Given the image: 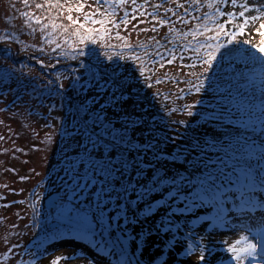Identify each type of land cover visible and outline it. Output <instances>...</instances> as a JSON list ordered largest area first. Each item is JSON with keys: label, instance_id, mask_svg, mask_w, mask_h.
<instances>
[{"label": "rangeland", "instance_id": "1", "mask_svg": "<svg viewBox=\"0 0 264 264\" xmlns=\"http://www.w3.org/2000/svg\"><path fill=\"white\" fill-rule=\"evenodd\" d=\"M158 1L149 0L150 5H156ZM138 3L142 4L143 0H138ZM171 4L177 5L173 0ZM242 4L243 0H237V4L229 8L236 19L227 18L231 30H237V25L244 22V18L238 15L243 11ZM249 4L264 5V0H249ZM89 5L92 6L80 10L75 16L94 14L96 18L98 13L91 0L86 2V7ZM166 5L168 0L163 6ZM136 8L137 5L131 3L119 4L121 13H127L129 19L133 15L136 18L127 25L121 24L118 30L110 31L111 38L115 37L114 33L117 34L115 31H119L124 44L151 46L152 37H162L170 27H193L192 17L197 12L186 4L184 8L188 12L185 17L184 8L181 16L171 11L175 24H160L158 21L152 22L149 15H142L151 13L152 7L145 6L134 12ZM161 10V7L157 9ZM261 12H264V8L250 7L246 13V16L260 17L250 21L243 31L251 45L264 46V28L261 27L264 16H260ZM22 15L10 0H0L1 28L15 31L21 38L23 49L42 48L43 52L39 53L41 64L49 67L63 56L73 54L72 48L77 45L75 41L62 35L45 39L47 33L44 28L38 23L35 26L26 25ZM178 17H183V20ZM140 20L145 23H140ZM153 24L157 28L155 32L139 31L151 29ZM133 25L138 27L134 28ZM100 41H96L98 46H101ZM55 47L58 50L56 54L53 51ZM255 49L252 48V51ZM144 52L150 51L147 49ZM187 54L189 58L180 53L173 64H166V68L159 73L160 76L170 77L167 79L169 83L175 82L169 85L170 88H181L178 95L174 93L167 97L178 107L171 120L156 114L152 105L156 96L162 93L163 86H149L133 68L126 66L128 63H124L125 67L121 69L110 62L100 61L95 70L83 66L78 72L71 66L63 69L55 80L54 76L39 67L22 68L11 64L6 57L0 59V135L5 137L0 140V264H96L82 248L77 249V245L83 247V237L48 243V225L53 221L59 225L80 224L85 219L82 217L85 211L93 208L94 205L89 207L93 202L99 203L108 215L110 208L105 201L121 198L115 186L127 179L143 181L144 172L150 174L146 163H142L139 169L124 163L119 157L121 151L104 136L107 133L124 131L128 133L126 142L132 138L131 144L136 142L147 149L166 145L169 152L176 151L175 146H178L177 142L168 144V140L173 139L180 142V149L190 151L189 147L184 146L190 141L189 138L183 140L180 134L187 123L195 130L214 133L226 131L231 134L227 136L229 139L226 137L223 142L210 145V149L215 151L213 158H223L228 163L223 177L235 175L236 181L241 180L239 169L243 163L248 168V162L252 159L244 160V157L250 156V153L256 156L253 160L256 165L258 162L264 164V100L246 98L241 91L236 95L230 94L217 83L214 70L206 75L212 77L210 81L201 78L197 81L200 83L192 81L196 84L188 85L184 82V65L192 72L200 69V64L193 62L189 66L194 60L190 51ZM181 55L183 59L179 58ZM126 80L135 86L131 99L125 98L129 93L122 87ZM187 87L192 90L188 95L190 102L184 103L187 111L183 112V103L177 98ZM85 119L93 122L87 124ZM98 130L101 134L97 133ZM251 130H254V137L250 134ZM132 151L135 157L143 154L141 147ZM186 156L187 161L173 160L163 155L160 163L164 168L176 166L180 170L179 176H182L181 172L187 168L197 169L193 154L187 152ZM113 158L118 161L116 165L111 164ZM237 174L239 177H236ZM253 188L255 193H261V197H264V187L259 189L255 185ZM56 191H62L57 205L48 208L45 200ZM5 204L7 207L2 206ZM195 206V202H189L195 216L193 223L198 225L195 226L198 231L181 245L164 247L160 234L152 233L150 225L139 224L135 231V248H130L122 240L104 238L99 239V247L103 249L102 245L107 246L105 250L112 254L115 264H175L177 260L184 264H264L260 255L234 260V253L230 250L233 245L243 248L248 242H256L258 238L255 232L261 221H255L259 218L249 225L238 219H229L226 224L219 223L214 216L204 222L203 218L197 216ZM59 225L50 227L54 229V234L61 231ZM250 227L254 231L249 230ZM127 228L132 231L133 223L128 224ZM118 233L122 234V230H118ZM88 236L92 238V235ZM244 236L248 237V241L242 240ZM237 241L241 243L237 244ZM189 248L193 249L190 253ZM202 252L205 261H199Z\"/></svg>", "mask_w": 264, "mask_h": 264}, {"label": "trees", "instance_id": "2", "mask_svg": "<svg viewBox=\"0 0 264 264\" xmlns=\"http://www.w3.org/2000/svg\"><path fill=\"white\" fill-rule=\"evenodd\" d=\"M164 1L165 0L158 1V4H160L162 8L161 11L155 9L158 18L162 17L163 19L165 18L172 21L171 11L177 12L181 16V10L186 4L192 7V11H194V9L197 11L192 17L193 27H191L192 30L198 33L195 40H193L191 35H179V32L189 31L190 28L186 27H175L178 29V32L168 31L162 37L157 38V40H159L161 44H165L167 48L176 47L177 57L180 53H184V56L189 58V54L187 53L190 51L194 61L190 62L189 66H191L193 62L200 64V69H194L192 72H190V68L188 69V67L184 65L185 83H189L188 85L193 86L196 83H192V81L197 82L201 80V78L210 81L212 77L209 78L206 77V75L212 74V70H214V78H216L217 83L225 91L235 95L239 94V91H241L246 98L251 97L264 100V81L261 80L260 76L257 75L255 80L250 83L246 78L240 75L252 68L261 70V66L258 62L253 63L250 61L246 64L239 59H220V54L229 49L243 50L246 57L252 54L258 57H264V52H260L257 49L252 51L249 44L241 42L248 41L243 33L238 34L235 41L229 43V41L233 39L231 33L237 31L230 29V21L227 19L230 18L236 21L235 16H228L226 14L229 12L230 7L235 6L231 3V0H227L226 3L221 2V0H202L199 4H191L188 0L185 4L175 0L177 5L171 4L172 0H168V5L163 6L165 5ZM10 2L16 9L22 12L26 25L35 26L38 23L44 28L47 33L45 39L55 35H62L75 41L77 45L72 48L73 54L71 56H63L59 62H54L48 67L46 64H41V60L39 59V53L43 52L42 48L36 50L33 48L30 50L29 48L23 49L20 36H18L15 31L4 27L1 28L0 26V59L6 57V60L11 64L22 68L26 66L39 67L45 73H50L51 76H54L55 80L58 79L57 77H60V73H63V69H69L71 66L78 72V69L83 66L95 70L100 61L110 62L116 68L122 67L121 69L125 67L123 66L124 63H128L126 66L133 68L139 74L140 79L148 83L149 86L158 84L163 86L162 93L156 96L155 102L152 104L153 109L160 117H164L167 120L173 118L172 115L176 112L178 107L167 97H171L174 93L178 95L181 88L176 87L175 90L170 88L169 85L175 84V82L172 81V83H169L167 79H170V77H164L162 74L160 76L159 74L160 70L166 67L161 68L158 63H151L153 59H160L159 57H155V51L157 50L155 42L152 41L151 46L147 45L146 48L135 46L125 47L123 43L124 38L120 34L117 36V34L114 33L115 37L111 38L109 35L105 36L102 33L88 31V29L104 28H106L108 32L114 31L115 28L118 30L120 25L123 24L120 23L121 18L125 17L126 14L119 11V3L109 6L108 4H104L103 0H91L98 13L96 18L94 16V19L96 21H105L104 24H99L86 21V16H75L80 10L92 6L89 5L86 7L87 0H60L59 4H56L55 0H52L51 3L49 0H29V4L27 5L24 4L23 0H10ZM38 4L43 5V7H37ZM181 5H183V7H181ZM166 8L170 9V11L166 12ZM69 9H71V11H69ZM153 11L154 9L151 10V13ZM200 11L202 12L197 14ZM222 13L225 14L222 15ZM186 15L187 13L184 12L183 16L185 17ZM69 16L72 17V20L68 19ZM76 20H79L80 24H75L74 21ZM154 21L158 20H152V22ZM53 23L58 25V27L53 28ZM220 23H225L224 34H221L218 39L210 41V43H219L225 45V47L216 52V60L210 63H204L203 61L207 60V56L204 55L205 49H201L200 52H194L192 49L196 47L197 41L201 43L209 42L206 41V37L215 36L217 25ZM117 24H119V27H116ZM199 24H206L209 31L204 32L203 28L197 30L196 26ZM77 30H79V34H76ZM200 33L203 34L201 35ZM82 36L85 37L83 41H81ZM92 40L95 42L93 43ZM97 40H101V46L96 44ZM189 41H191V47H183L187 45ZM53 49L54 54H56L58 52L57 48L55 47ZM147 49H149L150 52L145 56L144 51ZM80 50H83L85 54L80 55ZM159 50L162 53L164 52L163 48ZM207 51L213 50L208 49ZM135 56H139L140 60L133 59ZM165 57L167 59L171 58L167 53H165ZM197 57H200V59ZM141 61H148V63L146 65H141ZM22 63L27 65H23ZM141 67H146L148 69L144 72L143 76H141L139 70ZM205 69H207V71H205ZM161 73L167 74L165 72ZM157 78L160 79V83L156 82ZM165 87L169 89L166 90ZM191 90V87L184 88L182 95L177 98L183 103H181L183 105V112L187 111L184 103L190 102L188 95H190ZM88 113L84 114L87 115ZM90 121L93 122L91 119H88L89 123H91ZM85 122L88 124L86 119ZM185 125L184 130H181L180 134H182L183 140L189 138L190 141L184 143V146L189 147L190 151L184 148L180 149V147H178L180 142L173 139H169L168 144L171 145L177 142L178 146H175L176 151L169 152L166 145L162 147L158 145L157 147L151 146L147 149L136 142L131 144L132 138H128L126 142L125 137L128 133L124 131L105 134L104 136L106 139L121 151L119 157L121 160H124V163H128L135 169H139L142 163H146L147 166H149L148 170L150 169V174L144 172L142 175L145 177L143 181H130L127 179V181H123L121 185L115 186L114 189H117V193L121 198H116L115 200L108 199L105 201L110 208L108 215L103 211L104 208H100L99 203L93 202V204L89 206L91 207L94 205L93 208H88L87 211H85L84 215H82L85 219L83 222H80V224L75 222H72L75 224H57L56 226L59 225L61 231L54 234V229H51L53 228L51 226L52 222H50L48 225V243L63 239L75 240L76 238L80 239L83 237V247L77 245V247H79L77 249L82 248L86 256L92 257L96 264H115L114 260H112L113 257H111L112 254L105 250L107 246L102 245L103 249L99 247L98 241H100V238L106 240H122L123 243L128 244L130 248L134 247L133 244H136L135 231L139 224L150 225L152 233L155 232L157 235L160 234L163 238L162 245L164 247L181 245L186 240H189L190 235H196L195 232H197L198 229L195 226L198 225L193 223L195 216L191 207H189L190 201L195 202L196 206L194 209H196V214L198 217L203 218L202 221L204 222L214 216L215 220L219 223L222 222L226 224L229 219H238L244 224L248 221L245 215L250 213L251 210H255L256 208L263 210L264 206L259 207L256 205H264V197H261V193H255L253 187L255 185H257L259 189L264 187V164L258 162L256 165L253 161L256 156L250 153V156L246 155L244 157V160L252 159L248 162V168L244 167L243 163L242 168L239 169V171H241V180L236 181L234 174V176L223 177L222 173H226L225 166L228 165V163L226 159L224 160L223 158L217 157V159H214L213 152L215 151L210 149V145L213 142H223L226 140V137L231 134L226 131L214 133L195 130L189 125L187 126V123H185ZM253 131L254 130H251L250 134L254 137L255 134ZM97 133L101 134L99 130ZM246 135L247 133H245V136ZM227 139L229 138L227 137ZM154 140L157 141V138ZM139 147L143 149V154L137 153L139 155L136 154L137 156L135 157V153L132 150H137ZM187 152H189L190 155L193 154L197 169L187 168L181 172L182 176H179L180 170L177 169L176 166L171 165L168 168H164L160 163L164 158L163 155H168V157H172L173 160L180 159L187 161L188 157H185ZM111 162V164L114 165L118 163L114 158ZM170 173H172V175H170ZM249 173L256 178L254 184L248 182ZM236 177H239V174H237ZM235 186H238V188H235ZM206 190H212L214 195H218V198L213 199L212 194ZM220 192L222 193L220 194ZM242 192L245 193V195L250 192L254 199L258 201L255 200L253 204L247 208L241 207V200L243 197L240 194ZM130 223H133L134 226L132 231H129V228H127V225ZM233 223H235V221ZM123 225H126V227H123ZM88 226L90 229H88ZM118 230H122V234H119ZM88 234L92 235V238H90ZM159 249L161 250L162 247H159ZM141 264L147 263L141 262Z\"/></svg>", "mask_w": 264, "mask_h": 264}, {"label": "snow or ice", "instance_id": "3", "mask_svg": "<svg viewBox=\"0 0 264 264\" xmlns=\"http://www.w3.org/2000/svg\"><path fill=\"white\" fill-rule=\"evenodd\" d=\"M23 2L26 5L29 4V0H23ZM49 2L51 3L52 0H49ZM59 2H60V0H55L56 4H59ZM165 2H167V0H165ZM174 2H175V0H173V3ZM188 2L191 4H199L202 2V0H188ZM221 2L226 3L227 0H221ZM103 3L108 4L109 6H112L116 3L122 4V5H127V4L131 3L133 5H137V8L133 10L134 12L137 11L139 8H142L145 6H150L154 9V11L152 13L145 12V13H142V15H149L151 17V20H158V22L160 24H168V23L175 24V21L166 20V19H163L162 17L158 18L157 14L155 12V9H159L161 7V5L160 4L150 5L149 0H143L142 4H139L138 0H103ZM231 3L233 5H235V4H237V0H231ZM37 7H43V5L38 4ZM181 7H183V5H181ZM242 7H243V11H240L238 13V15L240 17L244 18V22L241 25H237V31L236 32L231 33L233 39H232V41H229V43L234 42L236 36L238 34L243 33L245 27L248 25V23L250 21H256V20L260 19L259 16H255V15L246 16V13L249 11V8L250 7L264 8V5H250L249 0H243ZM78 10H79V8H78ZM69 11H71V9H69ZM165 11L166 12L170 11V9L166 8ZM184 12L187 13L188 9L184 8ZM224 14L225 13H222V15H224ZM226 14L228 16L233 15L231 12H227ZM25 15H27V14H25ZM260 16H264V12H261ZM127 17H128V14L126 13L125 17L121 18L120 23L127 25V24L131 23L132 19L136 18L134 15L131 17V19H129ZM68 19L72 20V17L69 16ZM178 19L183 20V17H178ZM85 20L91 21L92 23H99V24L105 23V21H102V20L96 21L94 19V14L86 16ZM185 22L187 23V21H185ZM74 23L80 24V21L76 20V21H74ZM140 23H145V21L140 20ZM52 27L56 28V27H58V25L53 23ZM116 27H119V24H117ZM133 27L137 28L138 26L133 25ZM261 27L264 28V24H262ZM196 28H197V30H199L200 28H203L204 32L209 31L208 26L206 24H199L196 26ZM149 30L155 32L157 30L156 25L153 24L151 29H148V28L139 29V31H149ZM224 30H225V23L218 24L216 35L206 37V41H209V42L201 43V42L197 41L196 47L192 49L194 52H200L201 49H205L204 55L207 56V60H204L203 61L204 63H210L211 61L216 60V52L219 51L221 48L225 47V45H222L219 43H216V44L210 43V41L218 39L221 34H224ZM88 31L89 32L102 33L105 36L110 34L106 28H104V29H88ZM168 31L169 32H178V29H176L175 27H172V28H169ZM76 34H79V30H77ZM197 34H198L197 31H194L191 28L189 29L188 32H179V35H181V36L191 35L193 40L196 39ZM200 34L202 35L203 33H200ZM117 36H119V32H117ZM84 39H85V37L82 36L81 41H83ZM152 40L155 42V44L157 46V50L155 51V57H159L160 59L159 60L153 59L151 61V63H153V64L158 63L160 65V67L163 68V67H165V64L170 65V64H173V62L177 60V55H176L177 49H176V47L167 48L165 44H161V42L159 40H157L155 37H152ZM92 42L94 43L95 41L92 40ZM241 42L245 43V44H249L251 48H256L260 52H264V46L251 45L250 41H241ZM124 46L125 47H132V45L127 44V43ZM57 47H59V45H57ZM137 47L146 48L147 45L146 44H138ZM183 47H191V41H189L188 44L184 45ZM161 48L164 49L163 53L159 50ZM208 49H212L213 51H207ZM165 53H167V55L170 56L171 58L167 59L165 57ZM79 54L84 55L85 53L83 50H80ZM147 55H148V53H145V56H147ZM179 58L183 59V56L181 55ZM197 58L200 59V57H197ZM225 58L239 59V60H242L246 64L249 63L250 61L253 63L258 62L261 66V70H257L256 68H252L247 72L241 73L240 75L242 77L246 78L250 83L255 80L257 75H259L261 80L264 81V57H258L255 54H252V55L246 57L244 55L243 50L229 49L228 51L222 52L220 54L221 60H224ZM133 59L140 60V57L135 56V57H133ZM147 63H148V61H141V65H146ZM139 70H140L141 76H143L144 72L148 69L146 67H141ZM205 71H207V69H205ZM156 82L160 83L161 81L159 78H157ZM122 87L124 89H126L129 93L128 96L125 98L131 99L132 98V92L134 91L135 86L132 84L131 81L126 80L125 84L122 85ZM197 90H199V89H197ZM122 95H124L123 92H122ZM4 139H5V137L0 135V140H4ZM109 174L110 173H107V175H109ZM21 179H25V177H21ZM248 182L251 184H254L256 182V178L254 176H252L251 173H249ZM206 191L212 194L213 199L218 198V195H214L212 190H206ZM240 195L243 197V199L241 200V207H244L245 205H251L255 201L254 197L252 196V194L250 192L247 195H245V193L242 192ZM245 201H247V203H245ZM21 203H23V201H21ZM2 206L7 207L6 204L2 205ZM256 206L260 207V206H264V205L258 204ZM88 229H90L89 226H88ZM255 236L258 238V239H256V242H248L246 244V246L243 248H237L235 245L231 246L230 250L234 253V257H233L234 260H243L246 257H256L257 255H260L261 259H264V255H261L262 253H264V221H261L260 226L256 229ZM242 240L248 241V237L244 236V237H242ZM236 243L239 244V243H241V241H237ZM258 248H259L260 252L257 251ZM192 250L193 249L189 248L188 252L190 253ZM9 251H11V249H9ZM241 253H243L244 255H241ZM205 260H206V257L202 252L201 255L199 256V261H205ZM54 264H58V262H54Z\"/></svg>", "mask_w": 264, "mask_h": 264}, {"label": "water", "instance_id": "4", "mask_svg": "<svg viewBox=\"0 0 264 264\" xmlns=\"http://www.w3.org/2000/svg\"><path fill=\"white\" fill-rule=\"evenodd\" d=\"M61 193H62V191H56V192H53L52 194H50V196L47 197L46 200H45V204H46V206H47L48 208H53V207H55V206L57 205V202H58V200H59V198H60ZM57 224H58L57 221H53V222L51 223V226L54 227V226H56ZM175 264H184V263H183L182 261H180V260H177V261L175 262Z\"/></svg>", "mask_w": 264, "mask_h": 264}, {"label": "bare ground", "instance_id": "5", "mask_svg": "<svg viewBox=\"0 0 264 264\" xmlns=\"http://www.w3.org/2000/svg\"><path fill=\"white\" fill-rule=\"evenodd\" d=\"M257 264H261V263H257Z\"/></svg>", "mask_w": 264, "mask_h": 264}]
</instances>
